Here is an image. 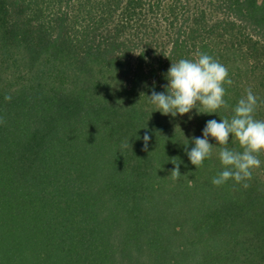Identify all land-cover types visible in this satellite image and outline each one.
Here are the masks:
<instances>
[{
  "label": "trees",
  "instance_id": "16d2710c",
  "mask_svg": "<svg viewBox=\"0 0 264 264\" xmlns=\"http://www.w3.org/2000/svg\"><path fill=\"white\" fill-rule=\"evenodd\" d=\"M201 52L229 107L156 111ZM249 88L264 120V0H0V264H264V153L245 188L185 151Z\"/></svg>",
  "mask_w": 264,
  "mask_h": 264
},
{
  "label": "clouds",
  "instance_id": "9594fccd",
  "mask_svg": "<svg viewBox=\"0 0 264 264\" xmlns=\"http://www.w3.org/2000/svg\"><path fill=\"white\" fill-rule=\"evenodd\" d=\"M166 79L167 94L153 90L148 96L156 111L163 115L183 116L193 109L198 113L212 114L229 107L225 100V86L233 84L229 70L207 53L201 52L194 59H180L171 63ZM5 100L10 101L11 96L6 95ZM257 106L258 97L251 88L247 89L246 95L232 108L231 118H223L219 122L215 119L208 120L203 129V138L194 137L195 146L190 151L185 149L190 162L199 168L213 153L214 145L209 142V137L215 139L220 146L218 157L223 171L213 177L211 183L214 186H221L233 180L247 188L248 184L244 182L252 178L255 169L260 168L262 162L259 157L264 153V120L255 118ZM0 123H3V120H0ZM230 135L231 139L238 141L242 151L228 147ZM143 140L147 148L150 136L146 133ZM127 146V143L123 145ZM171 163L176 165L171 176L178 180L181 176L180 161L172 159Z\"/></svg>",
  "mask_w": 264,
  "mask_h": 264
}]
</instances>
